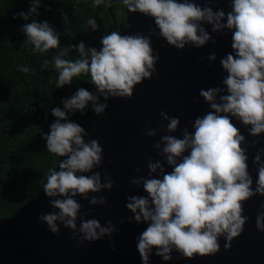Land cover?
<instances>
[{
  "label": "clouds",
  "instance_id": "1",
  "mask_svg": "<svg viewBox=\"0 0 264 264\" xmlns=\"http://www.w3.org/2000/svg\"><path fill=\"white\" fill-rule=\"evenodd\" d=\"M122 2L129 12L151 17L159 31L150 29L148 35H121L112 31L102 36L99 49L86 48L81 41L72 45L78 58L64 59L66 49L54 57L59 71L58 88L71 85L73 77L89 74L99 95L81 87L61 101L62 108L51 109L55 120L44 136L46 148L64 159L60 160L58 171H49L42 186L53 211L41 212L38 220L53 234H58L59 224H63L72 230L74 239L79 237L80 245L111 237L116 232L111 220L102 225L98 219H87V213H81L77 196L92 205L103 206L107 203L105 197H89V193L111 190L114 181L105 171L102 183L101 172L93 171L103 163V148L97 139L85 140L89 133L70 120L69 113L83 114L91 104L93 112L100 116L108 107L109 97L130 99L135 86L151 79L156 72L159 54H154L152 36L163 38L176 49H184L186 45L200 48L210 40L216 43L204 27L211 25L212 33L227 30L232 34V52L220 59L227 73L222 81L224 87L200 89L199 96L211 110L195 118L194 131L182 129V138L171 135L178 129L179 118L163 111L160 116L167 121L166 127L161 124L156 129H145L150 138L165 129L167 134L153 145L162 160L153 161L149 157L148 177L131 179L130 183L142 186L147 195L128 196L126 208L133 214L130 222L147 225L136 238L142 264H149L153 249L164 261L172 259L174 250L186 259L215 255L220 250V237L225 239L224 247L228 249L233 238L242 233L248 220L243 215V203L257 194L264 196V160L259 152L254 157L257 179L253 189L247 147H242L246 139L232 120L250 126L249 135L253 137L264 133V0H231V11L227 13L223 9L213 10V0H206L203 7L195 0ZM102 3L104 0H93V7ZM40 6L41 0H32L28 12L21 11L16 16L28 21L38 14ZM62 18L67 23L66 14ZM87 24L92 31L98 30L95 19L89 18ZM21 31L34 51L45 53L59 46L60 34L47 21L33 19ZM208 60L215 61L216 55H209ZM19 70L30 71L26 66ZM101 96L104 102H100ZM255 144L253 141L252 146ZM165 164L171 171L165 170ZM157 172L158 176L153 175ZM256 228L264 232V205L257 214Z\"/></svg>",
  "mask_w": 264,
  "mask_h": 264
},
{
  "label": "water",
  "instance_id": "2",
  "mask_svg": "<svg viewBox=\"0 0 264 264\" xmlns=\"http://www.w3.org/2000/svg\"><path fill=\"white\" fill-rule=\"evenodd\" d=\"M195 2L203 7L206 0ZM230 4L231 0H213L211 6L213 10L223 9L227 13L231 11ZM204 27L216 43L210 40L200 48L186 45L184 49H176L163 38L152 36L154 54H159L152 78L136 85L130 99L109 97L104 121L85 136L86 141L97 139L103 148V163L93 171L101 172L102 183L104 172L107 171L114 185L111 190L89 193V197H105L107 203L103 206L92 205L80 196L76 199L82 205L81 213H87V219L96 218L102 225L111 220L116 232L99 241H85L83 245L78 244L79 237L74 239L72 230L65 228L63 224H59L58 234L51 233L47 225L38 220L41 212L53 211L50 198L42 188L37 197L16 215L0 220V264H142L136 238L147 225L129 221L133 214L126 208V203L130 195L146 196L147 193L142 186H134L130 181L134 177H148L149 157L153 161L162 160L153 145L159 141L160 136L167 134L161 128L155 138H150L145 134V129H156L161 124L166 127L167 121H162L160 116L163 111L179 118L178 129L171 135L182 138V129L194 131L192 122L195 118L211 110L203 97L199 96L200 89L224 87L222 81L227 73L224 72L220 59L232 52V34L227 30L212 33L211 25ZM150 29L157 33L159 31L151 17L130 12L120 34L148 35ZM213 53L216 60L209 61L208 56ZM38 114L41 115L39 111ZM50 117H53L52 114H48L45 119ZM232 120L245 136L246 144L242 147H247L248 171L255 189L257 168L253 160L258 152L264 160V152L261 151L264 150V133L253 137L249 135L250 126L245 127L235 118ZM253 141H256L254 147ZM62 159L64 158L58 156L55 170H59L58 165ZM165 170L171 171V168L165 164ZM153 175L158 176L159 172ZM261 205H264V196L259 194L243 203V215L248 220L242 233L233 238L228 249L224 247L226 241L223 237L219 238L220 250L215 255H196L192 259L184 258L174 250L172 259L164 261L155 255L153 249L149 264H264V232L256 228V217ZM79 224L78 218V227Z\"/></svg>",
  "mask_w": 264,
  "mask_h": 264
},
{
  "label": "trees",
  "instance_id": "3",
  "mask_svg": "<svg viewBox=\"0 0 264 264\" xmlns=\"http://www.w3.org/2000/svg\"><path fill=\"white\" fill-rule=\"evenodd\" d=\"M31 2L0 0V220L13 217L31 203L47 182L49 171L57 166L58 156L47 150L44 139L55 120L54 117L45 119L51 109L62 108L61 101L81 87L99 95L89 74L73 77L71 85L58 88L59 71L54 57L66 49L64 59L78 58L72 45L81 41L86 48H101L102 36L112 31L121 33L130 14L122 0H104L95 7L93 0H41L38 14L28 21L16 16L21 11L27 13ZM65 14L67 23L62 18ZM89 18L95 19L97 31H92L87 24ZM33 19L47 21L60 34L57 48L40 53L26 42L21 28ZM21 66L30 71H20ZM100 102H104L102 96ZM105 117V112L97 116L91 104L83 114L69 113V119L88 133Z\"/></svg>",
  "mask_w": 264,
  "mask_h": 264
}]
</instances>
